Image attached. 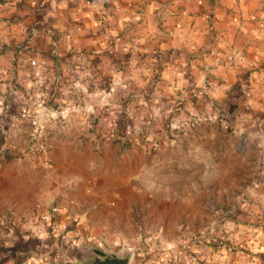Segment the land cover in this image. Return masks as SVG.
<instances>
[{
	"label": "crops",
	"instance_id": "0c3cea01",
	"mask_svg": "<svg viewBox=\"0 0 264 264\" xmlns=\"http://www.w3.org/2000/svg\"><path fill=\"white\" fill-rule=\"evenodd\" d=\"M22 24L47 32L15 49ZM0 39L11 43L2 90L34 62L59 69L64 88L74 70L85 75L53 161L18 157L0 170L1 263L71 264L65 253L89 245L131 250L130 264H250L257 252L264 263V0H0ZM209 102L219 125L171 129L176 116L207 117ZM108 114L140 122L142 141L97 137ZM12 118L20 143L30 126Z\"/></svg>",
	"mask_w": 264,
	"mask_h": 264
},
{
	"label": "built area",
	"instance_id": "2783aa9c",
	"mask_svg": "<svg viewBox=\"0 0 264 264\" xmlns=\"http://www.w3.org/2000/svg\"><path fill=\"white\" fill-rule=\"evenodd\" d=\"M22 31L27 35L25 40H27L28 43H31L35 38H39L42 33L47 32V28L45 24L30 26H25L22 24ZM49 43L51 51L53 53V58L56 59V55L60 50L59 37L51 35ZM10 46L11 43L0 39V56ZM12 46L15 49H21L22 44H20V42H14L12 43ZM122 47L125 50H128L130 48L136 50L139 49V45L137 43L132 46L124 43ZM229 59L233 60L234 56L231 55ZM33 67L35 80L32 86H39V88H41L42 86L47 84L51 88V92L48 94L46 93L45 89L41 88V90H39L40 97L38 98L37 102L35 98L33 99L32 97H29V95L26 94L24 90H21L18 87L17 80L13 79L10 82L6 89V92L4 93V96H2V98L0 97V166L4 161H8L10 159L11 155H13L12 150L18 149V153L20 154L22 153V151L29 153L35 149L47 153V151H51L54 148L55 143L52 139L50 131L52 129L48 124L44 123V120L46 118H52V120L54 121H57V119H59V122L61 123L60 126L66 130L72 128L73 123L71 121V107L63 106L60 110H55L49 103L52 98L57 97V93L59 92L60 88V81L55 76L53 80L49 78L50 70L47 62H34ZM74 74L75 79L72 81L73 90H71V95L69 94L70 96L63 100V102L68 103V105L77 110L81 107V103L79 101L80 96L77 94V92L79 91L81 84L84 82L85 75L79 70H74ZM25 104L26 106L22 107ZM37 104L41 105L42 107H31ZM12 105L16 107L21 106L20 111L11 110ZM212 110H214V113L215 111H217L214 103L209 102V114L212 113ZM12 117L17 118L22 126H30L28 134L22 141H20V143L15 142L13 138L14 128L13 125L9 123ZM170 126L173 130L180 129L186 131L194 130L196 127H198V123L197 121H194L192 119L186 120L183 118L175 117L172 119ZM227 128L228 124H225L224 129ZM8 129L9 132H7ZM100 132L104 140L108 141H116L119 143L129 144H135L142 141V130L140 128L134 126L127 128L123 132H121L119 126L109 117H103L100 119ZM26 133L27 132H25V134ZM39 133L41 134L38 136ZM2 151L7 154L6 157L3 155ZM262 209L264 213V204L262 206ZM225 214L228 215V213ZM262 220L264 221V216ZM224 243V240H219L217 246L219 248H222ZM28 264L36 263L32 262Z\"/></svg>",
	"mask_w": 264,
	"mask_h": 264
},
{
	"label": "rangeland",
	"instance_id": "374dc122",
	"mask_svg": "<svg viewBox=\"0 0 264 264\" xmlns=\"http://www.w3.org/2000/svg\"><path fill=\"white\" fill-rule=\"evenodd\" d=\"M32 43V42H31ZM20 44H22V45H24L23 47H25V46H27V45H29V43L27 42V40H23V41H21L20 42ZM22 46H21V49L23 48ZM69 58H70V60H69V63H71L72 62V59H73V57H71V56H69ZM48 62L49 61H51V63L53 64V65H55L56 63H59V61H56V59H54V58H52L51 57V60H47ZM61 69V68H60ZM63 70L61 69V72H62ZM68 73V72H67ZM54 76L55 77H57V79L60 81V83H59V92L57 93V97L56 98H52L50 101H49V103H50V105H51V107L52 108H54L55 110H60L63 106H68V107H72V106H70V105H68V103H64L63 102V100H65V97H66V93H71V90H73V88H71L70 86H67V88H64L63 87V85H62V82H63V76H62V73H59V69H57V70H54L53 71V74H51L50 75V77L49 78H51V80H53L54 79ZM65 76V78L67 77V78H69V76L67 75H64ZM11 79H14V78H18V87L21 89V90H24L25 92H26V94H28L29 95V97H32L33 99L35 98L36 100H37V102H38V98L40 97V95H39V90H41V88L42 89H45V91H46V93H50L51 92V88L46 84V85H44V86H42L41 88H39V86H32L33 85V83H34V80H35V74H34V72H33V70H31V69H29L28 67H25V69H24V71H23V73L20 71V73L19 72H16V71H14V73H11ZM14 80H16V79H14ZM7 81H9V82H11L9 79L7 80ZM6 81V82H7ZM7 87L8 86H6L5 87V89H0V97L2 98V96H4V93L6 92V89H7ZM70 87V88H69ZM66 91V92H65ZM184 99L185 98H180V103L182 104V103H184L185 101H184ZM178 102V101H177ZM121 104H124V103H121ZM24 106H26V104L25 105H23L22 107H24ZM143 105H141L139 102H137L135 105H133V107L134 108H132L131 106H128L127 107V110H131V109H139V107H142ZM31 107H34V108H41L42 106L41 105H35V106H31ZM20 108H21V106L19 107H15V111H20ZM197 113V116H195L192 120H194V121H198V123H199V125H203V124H209V125H211L209 122H212V124H214V125H219L218 124V121H219V116L217 117V118H213V117H211V115L209 114V112L208 111H206V114H207V117H205V115H202L201 113H199V112H196ZM217 113L218 114H220V112H219V110H217ZM218 114H216V115H218ZM103 117H109L110 118V114H108V115H104V116H102L101 118H103ZM176 117H178V118H183L182 116H176ZM209 117H211V118H209ZM183 119H188V120H191V119H189V118H183ZM228 120V126L230 125V121H231V119H227ZM54 121V120H53ZM99 122H97V125H96V128H95V135L97 136V137H99V138H101V139H103L104 140V138L101 136V132H100V120H98ZM120 121V127H123V121H121V120H119ZM60 122H59V119H57V121H54V122H50L48 125H49V127H51V129L52 130H50L51 131V135H52V139H53V141H54V143H55V139L57 138V137H63V135H64V132H62V131H66L67 133H70L68 130L70 129H68V130H64V128L63 127H61L60 126ZM122 124V125H121ZM137 126H138V128H140V122H137V123H135ZM198 125V126H199ZM57 127V128H56ZM136 127V126H135ZM197 128V127H196ZM195 128V129H196ZM172 129V128H171ZM233 129V128H232ZM173 130V129H172ZM224 130H230L229 128H227V129H224ZM187 131V130H186ZM7 132H9V129L7 130ZM41 133H39L38 134V136L40 135ZM6 135V134H5ZM69 135V134H68ZM69 137V139L70 140H74V134H72V135H69L68 136ZM14 138V137H13ZM67 138V137H66ZM9 140V139H8ZM87 139H84V140H82L83 142L82 143H84L85 141H86ZM78 143H80V142H78ZM81 143V144H82ZM56 145V144H55ZM73 145H77V144H72L71 146H73ZM74 147V146H73ZM54 148H55V146H54ZM54 148L51 150V151H47V153H44L43 151H40V150H33V151H31V152H29V153H27V152H25V151H22V155L20 154V153H18V149L17 150H12V154L13 155H11V157H10V159L8 160V161H4L3 162V164L0 166V170H1V168L3 167V165H5L6 163H8V162H11V161H13V160H15V158H18V157H20V158H24V157H35L36 155H38V154H41L42 156L43 155H46V157H47V159H48V161L49 162H52L53 161V158H51L50 157V155H52V152L54 151ZM21 151V150H20ZM25 153V154H24ZM221 206V208H224V204H217L215 201H213L212 203H211V207L213 208V211H214V208H216V207H220ZM37 210H38V208H36V212H37ZM37 214V213H36ZM36 218H37V221H39V222H41L42 221V217L39 215V213L36 215ZM38 231H40L39 229H38ZM97 247H99V246H97ZM99 248H101V247H99ZM102 249H105V248H102ZM0 253H1V251H0ZM261 252H257V254H255V255H258V256H255V258H253V261L252 262H250V264H264L263 262H262V257H261V254H260Z\"/></svg>",
	"mask_w": 264,
	"mask_h": 264
},
{
	"label": "water",
	"instance_id": "95a60500",
	"mask_svg": "<svg viewBox=\"0 0 264 264\" xmlns=\"http://www.w3.org/2000/svg\"><path fill=\"white\" fill-rule=\"evenodd\" d=\"M133 256L131 250L115 252L95 245L80 247L76 253H65V261L71 264H130Z\"/></svg>",
	"mask_w": 264,
	"mask_h": 264
},
{
	"label": "trees",
	"instance_id": "16d2710c",
	"mask_svg": "<svg viewBox=\"0 0 264 264\" xmlns=\"http://www.w3.org/2000/svg\"><path fill=\"white\" fill-rule=\"evenodd\" d=\"M6 105H7V103H6ZM15 107H16V106L12 105L11 110H15ZM7 108H8V107H7ZM126 108H127V106L125 107V109H126ZM171 119H172V116L169 117V120H171ZM125 120H126V121H125ZM127 120H128V119H125V118H123V117H122V119H121V121H123L122 123H123L124 125H125L124 122H127ZM170 124H171V123H170ZM124 125H123V127H120V125H119V129H120L121 132H123L125 129H127V127H124ZM232 130H233V129H232ZM2 152H3V151H2ZM3 155H4L5 157L7 156V154H6L5 152H3ZM50 219H51L50 227H52V224H53V220H54V218L51 217ZM203 240H204V239H203ZM213 240H214V239H213ZM213 240L211 239L210 242H206V243H207V244L210 243V244H215V245H217L218 242H217V243H213ZM61 262H62V261H61ZM0 264H3V263L0 262Z\"/></svg>",
	"mask_w": 264,
	"mask_h": 264
}]
</instances>
